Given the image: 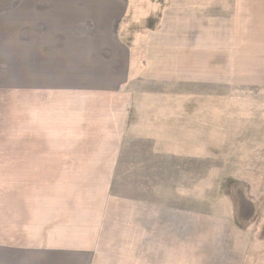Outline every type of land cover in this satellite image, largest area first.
<instances>
[{
	"label": "crops",
	"instance_id": "crops-1",
	"mask_svg": "<svg viewBox=\"0 0 264 264\" xmlns=\"http://www.w3.org/2000/svg\"><path fill=\"white\" fill-rule=\"evenodd\" d=\"M256 72L264 0H0V94L57 127L0 148V264H254L247 229L177 203L205 155L154 143L201 139L208 87Z\"/></svg>",
	"mask_w": 264,
	"mask_h": 264
},
{
	"label": "rangeland",
	"instance_id": "rangeland-1",
	"mask_svg": "<svg viewBox=\"0 0 264 264\" xmlns=\"http://www.w3.org/2000/svg\"><path fill=\"white\" fill-rule=\"evenodd\" d=\"M255 75L254 85H240L231 93L219 95L215 87H208L206 105L202 104V110L197 109L191 115L193 120L203 121L202 126L191 127L195 131L200 129L201 139L192 134L193 140L187 145L176 142L174 146L163 141L154 145L157 149H193L205 155L202 164L207 165L206 174L173 175L174 182L180 187L192 185L191 200L187 198L188 189L177 190V197L186 194V197L178 198L177 203L185 201L184 205L188 206L191 201L192 206L201 205L210 214L235 220L254 238L252 247H256L258 260L254 264H264V236L261 234L264 226V73L256 72ZM12 94L11 91L0 94V119L3 121L0 148L24 150L25 153L46 148V142L40 137L46 140L47 133L57 127L51 126L45 117L41 121L39 111L30 109L21 94ZM173 133L180 134L181 131ZM161 177L165 178L166 174ZM242 196L252 207H246L249 216L246 219L241 215ZM248 261H251L250 257Z\"/></svg>",
	"mask_w": 264,
	"mask_h": 264
},
{
	"label": "trees",
	"instance_id": "trees-1",
	"mask_svg": "<svg viewBox=\"0 0 264 264\" xmlns=\"http://www.w3.org/2000/svg\"><path fill=\"white\" fill-rule=\"evenodd\" d=\"M241 205H242V210H243V214H241V215L244 216V218L246 219L249 216L246 214L245 210H246V207H251V203L246 198H244L242 196L241 197ZM261 234H262V236H264V226L262 227Z\"/></svg>",
	"mask_w": 264,
	"mask_h": 264
}]
</instances>
